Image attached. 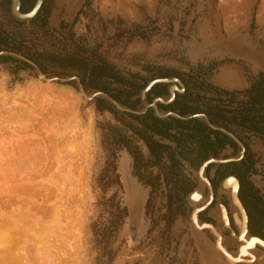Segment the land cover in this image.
I'll list each match as a JSON object with an SVG mask.
<instances>
[{"label":"rangeland","instance_id":"rangeland-1","mask_svg":"<svg viewBox=\"0 0 264 264\" xmlns=\"http://www.w3.org/2000/svg\"><path fill=\"white\" fill-rule=\"evenodd\" d=\"M44 1L46 26L25 22L14 28L28 47L0 51V56H11L0 59V264H205L208 252L223 263L250 262L245 257L228 258L244 245L236 238L232 241L239 248L228 244L230 233L220 211L223 206L236 231L228 188L221 189V184L216 188L214 204L207 210L211 221L196 217L193 210L206 202V181L199 176L200 162L182 161V173L194 184L185 196L198 190L202 197L190 201L185 197V208L168 222L165 183L159 180L150 197V186L133 174L130 153L122 148L111 156L102 145L100 126L113 122V115L98 112L96 98L84 96L101 89L88 85L87 73L65 66L58 57L75 54L89 61L104 60L122 75L146 84L175 77L200 109L213 106L215 88L232 91L229 101L243 106L246 90L263 71L228 50L239 52L241 45L263 49L264 0ZM6 20L0 7V21L7 24ZM24 50L33 58L24 56ZM219 72L240 85L232 88L234 84L225 83L229 86L224 88ZM172 83L180 88L177 82L165 83L166 87ZM156 107L161 113L172 112ZM142 108L140 99L134 109ZM200 109L197 114H204ZM137 142L149 158L144 142ZM215 167L205 169L213 174ZM147 169L158 173L156 165ZM107 173L116 181L105 187ZM128 188L142 196L134 238ZM112 203L122 209L116 222ZM62 238L68 241L64 245L57 242ZM256 244L247 249L257 253L254 260L260 264L264 252Z\"/></svg>","mask_w":264,"mask_h":264},{"label":"trees","instance_id":"trees-1","mask_svg":"<svg viewBox=\"0 0 264 264\" xmlns=\"http://www.w3.org/2000/svg\"><path fill=\"white\" fill-rule=\"evenodd\" d=\"M34 2L35 0H20L21 11L27 12ZM0 7L5 12L6 21H8L7 24L0 21V51L8 49L21 51L22 48H27L28 46L24 44L25 41L22 35L14 30L17 26L24 25L25 21H19L12 16L10 13V0H0ZM46 13L44 1L38 13L28 23L34 25L39 23L38 26L40 27L46 26ZM8 23L12 24L13 27L8 28ZM22 53L28 58H33L25 50ZM8 58H11V56L7 54L0 56V59ZM58 58H60L59 62L61 60L63 64H66L65 66L83 70L85 74L87 73L88 85L101 89L121 104H126L134 109L139 103L140 99L137 94L146 85L145 81L136 76L127 77L122 75L114 66L104 60L89 61L83 55L75 54ZM257 77L246 90V94L247 92L250 93L249 106L241 109L239 116L243 121L249 122L257 129L264 130V72L259 73ZM220 91L226 94L231 93L222 89ZM165 93V84L156 83L149 90L147 96L150 98V94L160 95ZM94 105L98 112L109 111L113 115V122L101 123L100 126L102 145L108 148L107 150L111 156L122 148L130 153L133 158V174L144 184L150 186V197L153 190L158 186L159 180L165 183L167 195L164 217H167L168 222L171 221L179 213L184 195L191 188L189 180L181 171L182 164L179 158L190 160L189 154L194 153L198 163L206 157L208 146H212L211 138L208 136L209 133H205L207 127L197 118H158L151 110H145L138 114L119 111L101 97H96ZM191 109L199 110L200 107L190 105L182 109L180 113L184 115ZM183 130L187 132L184 133ZM153 135H156V138ZM138 139H141L146 145L149 158H146L141 152L137 142ZM157 139H163V141L159 142ZM165 140H168L170 144L165 143ZM184 148H188V154L182 152ZM152 165H156L158 168L157 174L148 171L147 168ZM108 167L107 169H109ZM110 169L112 172L115 170L114 166ZM106 178L105 187L111 186L116 181L111 173H107ZM112 206L115 210L112 218H115L116 222L122 216V209H119L117 203H112Z\"/></svg>","mask_w":264,"mask_h":264},{"label":"flooded vegetation","instance_id":"flooded-vegetation-1","mask_svg":"<svg viewBox=\"0 0 264 264\" xmlns=\"http://www.w3.org/2000/svg\"><path fill=\"white\" fill-rule=\"evenodd\" d=\"M222 90L231 93L226 94L218 89L216 96L214 97V103L212 104L213 106L209 107L210 109H201V111H203L207 117L209 123H213L215 127L210 126L201 117H190L197 118L202 123H204V125L207 127L205 128V133H209L208 136H210L212 142V146H208L206 150V157L200 160L201 165L199 168V176L203 177L204 182L206 181L203 192V197L204 199L206 198V202L196 207L197 213L195 216L200 217L202 215L204 220L211 221V218H209L207 214V210L214 204V194L216 193V188L225 178L228 179L231 178L230 176H232V178L237 181V196L242 203L247 215V227L253 234L260 237V239H262L264 242V130L257 129L249 122L243 121V119L239 116L240 110L249 106V92H247V100L242 101L243 106L236 107L231 101H229V95L232 94V91L226 89ZM190 94L191 91L187 88H183L182 90H174V98L171 101H168L167 103L157 102V105L158 107L167 108L180 116H184L186 114H197L199 113V110L194 109L187 111L184 113V115H181L180 113L182 109L194 104V100H191L189 96ZM221 94L227 95V99H223L224 97H222ZM162 95H165L166 97L169 96L168 87H166L165 94H150L148 101L151 102L154 98ZM236 105H239V102ZM147 110H151L154 114L152 107H148L146 111ZM170 117L174 118V116L171 115L158 118ZM183 131L184 133L187 132L186 130ZM153 137L156 138V135H153ZM253 138H257L258 140L253 141ZM157 140H159V142L163 141V139ZM182 152L184 154H188V148H184ZM219 155L223 158H220ZM189 157L190 160L182 159L180 157V162L182 163V161H185L189 165H193L194 161L198 160L195 159L196 154L194 153H190ZM205 162L208 163H206L203 169H201ZM208 165H216L213 174H210L206 171ZM203 171H205V175L202 174ZM255 174L257 176L253 178L252 176ZM190 187L191 191L194 187V184L192 186L190 183ZM194 193H197L196 198L193 197ZM185 197L186 196L184 195L183 203L181 205L182 209L185 208V205H187ZM199 197L202 196H199L198 190L190 195L192 200H196ZM211 229L213 233L215 232L214 234L216 235L215 237L217 239V247H220L218 246V243L220 242V239L218 242V234L213 228ZM261 245L256 244V246H258V248L264 252V247ZM221 250L224 251V249ZM254 258L255 257H253L250 262L235 261V264L236 262L237 264H258Z\"/></svg>","mask_w":264,"mask_h":264},{"label":"water","instance_id":"water-1","mask_svg":"<svg viewBox=\"0 0 264 264\" xmlns=\"http://www.w3.org/2000/svg\"><path fill=\"white\" fill-rule=\"evenodd\" d=\"M42 3H43V0H35L33 6L27 12H22L21 9H20V0H10V13L17 20L28 22L38 13ZM260 38L264 42V29L261 30V32H260ZM241 46L243 47V49L240 50L239 52H233V51H230V50H228V51H229L230 54H232L234 56H242V57L248 59L254 66L260 67V70L262 69L261 71L264 72V47H263V49H255L254 47L252 48L251 46H248V45H241ZM35 73H37L41 78L47 79L46 76L42 75L39 71L36 70ZM50 79L57 80L58 78L52 76ZM171 82L179 83L180 84V88L179 87L176 88V86L173 83H172L173 85L169 84L168 85V90H169V96L168 97L159 96V97L154 98L151 103H148V101H147V92L151 89V87L154 84H156V83H171ZM182 89H183L182 84L175 77L152 79V80L147 82L146 86L140 92L139 96H140V99H141L142 104H143V108L140 109V110H134V109H132L130 107H127L126 105L121 104L120 102L116 101L115 99H113L111 96H109L105 92H103L101 90H98V89H93V90H91L89 96L85 95V94H84V96L86 98L101 97V98L105 99L108 103H110L115 109H117L119 111H125V112L134 113V114H138V113L144 112L148 107H152V109L154 111V114L156 116H158V117H165V116H168V115H171V116H174V117H177V118L202 117V119L206 123H208L212 127H215V126H213L212 124L209 123V121L207 120L205 114H186L184 116H180V115L172 113L170 111H165V112H162V113L158 111V109L156 107L157 106L156 105L157 102L167 103L168 101H171L174 98V90H182ZM206 163H208V162H205L202 165L201 169H203V167L206 165ZM230 177H232V176H230ZM225 179L221 182V185H220L221 189H226L225 185H224ZM133 190L134 189H132V188H130V189L128 188V191H127V198H128V204H129V217L128 218H129V222H130L129 225L132 226V228H133V226H136L137 222H139V217H140V215L142 213V196L138 192L135 195H133ZM192 193H190L186 197L187 200H189V201L191 200L190 195ZM233 199L235 201V207L239 206L241 208L244 216H245V232L244 233L247 236L248 235L253 236L248 230V227H247V215H246V212H245V210H244V208H243V206H242V204H241V202H240V200H239V198L237 196V189L235 190V195H234ZM231 202H232V200H231ZM224 210H225V208H224ZM236 210H237V213H239L238 209H236ZM193 212L196 215L197 208H195L193 210ZM230 213H231V217H232L233 224L235 226L236 231L230 227L229 220H228L227 215H226L227 224H228L227 225V229L229 230V233H230L228 244L229 245L230 244L231 245H236L237 248H239L238 245L236 243H233V241H232V239H235V238L237 239L238 238V234H240L239 222H237L236 219L234 218V216H233L234 212H233L232 208L230 210ZM225 214H226V210H225ZM134 237H135V233L133 235V238ZM214 238L216 240L215 236H214ZM256 238H258L259 240H262L259 237H256ZM208 250L213 252L211 249H208ZM225 250L227 252H229L226 249V247H225ZM220 251H222V250H220ZM200 252H201V250H200ZM222 253H224V252L222 251ZM204 263L207 264L205 261H204ZM262 263H264V259H262ZM219 264H220V262H219Z\"/></svg>","mask_w":264,"mask_h":264},{"label":"bare ground","instance_id":"bare-ground-1","mask_svg":"<svg viewBox=\"0 0 264 264\" xmlns=\"http://www.w3.org/2000/svg\"><path fill=\"white\" fill-rule=\"evenodd\" d=\"M242 48V47H240ZM224 185H225V188H228L229 192H230V198L232 200V205H233V216L234 218L236 219L237 222H239V228H240V234H238V240L237 241H241L243 240L244 241V245L240 247V250H239V254L235 255L234 257H232L231 255H229V258L231 260H236V258H239L240 257H245L246 259H252V257H254L256 254H254V252L252 250H249L247 249L248 248H252L254 247V244L255 243H258V244H262L264 246V242L262 240H259L257 239L256 237H253L251 235H246L244 232H245V216L241 210V208L239 206L235 207V201H234V195H235V190L237 188V181L234 179V178H228V179H225L224 181ZM136 190H133V195L136 194V192H134ZM240 208V209H239ZM239 211V213H237V210ZM221 213H222V216H223V224L224 225H228L227 224V219H226V214H225V211L224 209L221 207L220 209ZM241 212V213H240ZM130 235L132 236L133 238V228L132 226L130 227ZM228 240V239H227ZM236 243V242H235ZM219 245V244H218ZM212 253V252H211ZM205 255V260H206V263L207 264H222L223 262L222 261H218L216 259V257H214V254H210V252L204 254ZM264 257L261 256V259H263ZM223 264H232V263H229V262H226V263H223ZM260 264H264V263H260Z\"/></svg>","mask_w":264,"mask_h":264},{"label":"crops","instance_id":"crops-1","mask_svg":"<svg viewBox=\"0 0 264 264\" xmlns=\"http://www.w3.org/2000/svg\"><path fill=\"white\" fill-rule=\"evenodd\" d=\"M223 72V71H222ZM222 72H219V74H220V78L218 77V81L220 82V84L221 85H223V86H226V87H224V88H227V86H229L228 84H234L235 85V79L234 80H232V77H231V79H229V76L227 77V76H225ZM219 74H218V76H219ZM231 80L233 81V83L231 82ZM237 81L240 83L241 81H240V79H237ZM225 83H228V84H225ZM233 85V87L232 88H237L239 85H235L234 86ZM229 88V87H228ZM79 209H82V208H79ZM82 210H78L77 211V217L78 218H81L82 217V212H81ZM46 220V219H45ZM42 223H43V219H42ZM54 241V239L52 238V240H51V243ZM59 241H61L62 242V244L61 245H64L65 244V242H68V241H66V240H64L63 238L62 239H59V240H57V242H59ZM74 242H75V239L73 240ZM53 246H54V244H53Z\"/></svg>","mask_w":264,"mask_h":264}]
</instances>
